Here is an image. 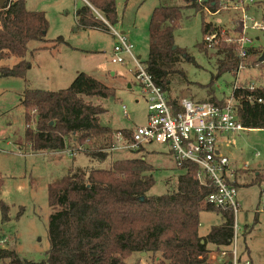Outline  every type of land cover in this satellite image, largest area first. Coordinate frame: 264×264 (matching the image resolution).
<instances>
[{"label":"trees","instance_id":"1","mask_svg":"<svg viewBox=\"0 0 264 264\" xmlns=\"http://www.w3.org/2000/svg\"><path fill=\"white\" fill-rule=\"evenodd\" d=\"M2 1L5 0H0V4ZM85 1L89 6L85 4L76 13L80 27L108 32L109 28L101 19L110 27L118 22L114 0ZM173 1L161 0L151 14L149 52L143 64L153 83L174 104L177 98L173 100L169 96V85L183 53L174 48L173 32L182 19V10L191 8L204 18V5L215 14L220 0H204L203 4H199L198 0H186L187 5H177ZM25 5V0H14L7 9L6 3L0 6V63L10 58L18 59V63L11 68L0 65V78H21L24 83L30 68L25 60L28 46L33 42L45 43L48 31L45 14L28 11ZM262 14L264 18V8ZM220 26L203 19V38L215 34L217 41L208 47L203 40L198 46L206 55L207 50L214 52L216 78L226 73L236 76L246 60L264 68V61L260 62L264 51H260V47H250L246 60H240L237 45L223 40L226 34H222ZM55 42L62 43L63 40L58 38ZM26 86L21 99L26 124L24 139L33 153L79 151L85 152L92 160L104 162L110 155L106 151L116 135L130 139L131 131L128 129L112 130L101 125L100 117L105 110L84 100L114 98V90L94 78L80 73L68 88L56 92ZM248 86L242 85V88L233 91L236 118L245 130H264V86ZM225 99H221L222 104ZM218 101L208 92L204 99L195 102ZM32 119L35 120L34 130L29 128ZM150 153L147 148H142L134 153L140 157L116 159L106 170L70 169L47 189L52 214L48 223L46 261H21L14 252L0 248V262L125 264L132 254L144 253L153 256L152 264H216L209 260L210 253L226 251L233 245V212L205 203L215 189L207 178H204L203 184L199 183L198 168L189 162L175 165V169L182 174L175 181L166 182L171 186L164 194L149 195L155 184L154 168L145 160L146 154ZM243 171L240 168L236 170L235 177ZM261 182H264V175L258 174L250 184ZM2 185L0 177V191ZM231 185L237 191L239 185L235 181ZM203 211L216 212L223 223L212 227L206 236L201 237L198 227L199 215ZM8 212V207L0 200L2 222L8 220Z\"/></svg>","mask_w":264,"mask_h":264},{"label":"rangeland","instance_id":"2","mask_svg":"<svg viewBox=\"0 0 264 264\" xmlns=\"http://www.w3.org/2000/svg\"><path fill=\"white\" fill-rule=\"evenodd\" d=\"M114 1L118 22L111 27L128 37L133 57L140 58L139 62L143 64L149 52L150 17L161 0ZM185 1L174 0L173 3L187 5ZM203 2L198 0L199 4ZM25 4L28 11L45 14L48 31L45 43L33 42L28 46L25 60L30 68L26 73V83L21 78H0V177L3 181L0 200L9 209L5 222H2L0 213V248L14 252L21 261L38 263L46 261L49 249L48 223L52 214L47 195L49 185L64 177L70 169H76L73 166L85 171L106 170L116 159H132L141 155L117 152L110 154L106 161L99 162L79 151H72L74 157H70L68 151L33 153L24 139L26 124L21 99L26 84L29 89L56 92L68 88L80 73L94 78L114 90V98L84 100L105 110L100 124L112 130L131 131L143 126L147 96L135 80V64L129 56L122 55L123 64L111 62L115 39L110 30L84 29L78 25L76 13L85 5L84 0H25ZM235 6L242 9L248 19L264 25V0H220L217 15H212L204 5V18L191 8L182 10L173 41L174 47L183 55H180L181 60L170 80V97L199 101L210 92L221 100L231 95L236 82L243 86L264 84V68L254 66L249 60L243 63L238 76L226 73L216 78L214 52L207 50L206 55L198 49L204 40L201 30L203 19L216 24L220 22L226 34L224 40H235L242 35V15L233 9ZM246 36L252 40L251 47H260V51H264L262 32L248 29ZM58 38L63 42L56 43ZM43 47L46 49L38 50ZM17 63L18 59L10 58L0 65L11 68ZM29 128L35 129V120H31ZM218 146L232 169L247 165L243 174L237 173L235 179L232 178L239 185L236 191L239 208L235 215L238 264H264V182L250 184L256 175H264V130L226 134ZM147 149L151 153L146 154L145 160L154 168L155 180L149 195L159 196L171 186L166 182L175 181L182 172L175 169L167 146L153 144ZM222 223V217L216 212H201L199 236H206L212 227ZM153 259L148 254H132L125 264H152ZM226 259L229 260L230 255Z\"/></svg>","mask_w":264,"mask_h":264},{"label":"built area","instance_id":"3","mask_svg":"<svg viewBox=\"0 0 264 264\" xmlns=\"http://www.w3.org/2000/svg\"><path fill=\"white\" fill-rule=\"evenodd\" d=\"M12 1L14 0H5L1 3L2 5L6 3L7 9ZM84 2L88 5L85 0ZM233 9L241 12L242 35L235 40H223L227 43H235L238 58L245 61L248 49L252 44V40L246 36L247 30L260 31L264 34V25L248 19L244 11L237 6ZM204 11L206 10L204 9ZM217 14L218 12L212 15ZM101 20L109 27L115 39L114 57L111 62L113 64H123L124 58L122 55L129 56L135 64V80L147 96L145 124L133 128L129 140H126L123 135H116L112 146L106 152L109 154L117 152L134 154L140 149H146L153 144L165 145L175 165L180 166L184 162L194 164L198 168L197 180L199 183L203 184L204 178L212 183L215 191L206 198L205 203L217 209L231 210L235 216L239 207L236 202V190L231 184L234 182L232 178L235 177L236 170L230 167L228 159L219 152L218 142L226 134L245 131L236 118V101L233 98V91L242 88L241 83L236 82L231 95L225 99L224 104H222V100L217 103H199L189 99H177L174 104L170 103L167 94L153 83L151 76L146 72L145 65L133 57V47L128 41V37L123 33L116 32L103 19ZM247 22L250 23V26L247 25ZM217 24L219 25L220 22ZM216 36L213 34L204 37V42L208 47H211L213 42L217 41ZM242 69L243 64L240 65L236 76ZM261 85L264 86V84ZM256 86L250 84L248 87L253 88ZM68 155L74 157L72 151H68ZM246 168L247 165L240 167L241 170ZM234 230L231 250L211 252L209 255L211 262L216 264H238L239 256L235 245L236 226ZM227 255H230L229 260L226 259Z\"/></svg>","mask_w":264,"mask_h":264},{"label":"water","instance_id":"4","mask_svg":"<svg viewBox=\"0 0 264 264\" xmlns=\"http://www.w3.org/2000/svg\"><path fill=\"white\" fill-rule=\"evenodd\" d=\"M0 6H2V3L0 4ZM175 48V47H174ZM173 48V49H174ZM140 58H138V60H139ZM264 61V55L260 58V62H263ZM140 200H142V199H140ZM142 256H144L145 254L144 253H142L141 254Z\"/></svg>","mask_w":264,"mask_h":264},{"label":"crops","instance_id":"5","mask_svg":"<svg viewBox=\"0 0 264 264\" xmlns=\"http://www.w3.org/2000/svg\"><path fill=\"white\" fill-rule=\"evenodd\" d=\"M223 138V137H222ZM221 138V139H222ZM220 152V151H219ZM52 154H57V153H52ZM74 168H81V167H75V166H73ZM241 166H239V168H240ZM246 169H244V171H245Z\"/></svg>","mask_w":264,"mask_h":264}]
</instances>
